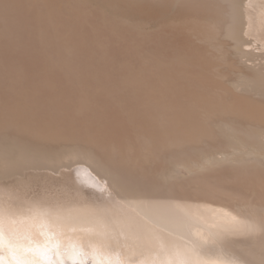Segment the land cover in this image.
Returning <instances> with one entry per match:
<instances>
[{
    "label": "bare ground",
    "instance_id": "1",
    "mask_svg": "<svg viewBox=\"0 0 264 264\" xmlns=\"http://www.w3.org/2000/svg\"><path fill=\"white\" fill-rule=\"evenodd\" d=\"M259 31L264 0H0V142L48 130L96 150L9 144L0 208L57 217L56 264H163L177 249L192 264H264V64L244 49ZM192 32L231 44L214 43L231 83ZM75 163V189L40 176Z\"/></svg>",
    "mask_w": 264,
    "mask_h": 264
},
{
    "label": "rangeland",
    "instance_id": "2",
    "mask_svg": "<svg viewBox=\"0 0 264 264\" xmlns=\"http://www.w3.org/2000/svg\"><path fill=\"white\" fill-rule=\"evenodd\" d=\"M131 1H139V0H131ZM252 10V9H251ZM251 10L249 11V12H251ZM249 12H248V14H249ZM251 14L253 15V13L251 12L250 13V16H251ZM257 14V13H256ZM261 14V13H260ZM258 15V14H257ZM262 15V14H261ZM118 16V15H117ZM119 16H121V15H119ZM118 16V17H119ZM123 17V16H122ZM119 19H122V21H123V24H125V25H129V26H134V22L136 21V20H134L133 18L131 19L132 21L134 20V22L131 24V22L132 21H128V18H126V17H124V18H120L119 17ZM125 20V21H124ZM130 20V19H129ZM130 22V23H129ZM143 22H144V24H143ZM129 23V24H128ZM136 23V22H135ZM157 22L155 21V19L153 20V19H150V20H147V18H146V20H144V21H142V25H140V23H136V25H140L141 27H143V29H142V31L144 32V33H151V32H154L156 29H157V24H156ZM263 31V30H262ZM258 32V34H256V32L254 33V34H248L247 36H246V38L248 39V40H250V43L251 44H247L246 46H244V49H246V50H249V51H252V52H255V53H257V55L260 57L259 59L260 60H257V62L256 63H258V61H260V64L262 63V64H264V32ZM251 33H253V32H251ZM263 33V34H262ZM261 34V35H260ZM190 38H191V41H192V43L194 44V45H197V46H199L202 50H203V52L207 55V56H209V58L212 60V62H213V69L215 70V71H217L218 72V75H219V77L223 80H225V81H229L230 83L233 81L232 80V77H236V73H233V70H232V72H230V74H227L228 72H227V68H226V63L222 60V58H221V56H220V50L219 49H217V48H222V46L221 45H216V44H214V43H216L217 42V40L218 39H223L224 41H226V43H224V48L226 49H228V45H231L228 41H227V39L225 38L224 39V36L223 35H220L218 38H217V40L215 41V42H212V41H209V39L206 37V36H204V34H195V33H190ZM249 37V38H248ZM263 38V39H262ZM216 45V46H215ZM233 50V48L231 47H229V50ZM259 53V54H258ZM262 56H261V55ZM239 62V64L240 65H238V66H240L241 68H247V69H249L250 67V69L249 70H251L252 69V66H255V64L253 63V62H249L248 60H246L245 58H243V59H241V60H239L238 61ZM245 64V65H244ZM243 65V66H242ZM248 65H250V66H248ZM249 67V68H248ZM232 73L233 74H235V75H233L232 76ZM226 74V75H225ZM217 75V76H218ZM229 79H231V80H229ZM46 132V134H40V136H39V139L40 140H35L33 137H31L30 135H28V134H19L18 132H14L13 130H7L6 132H3V133H5V134H3V140H2V142H0V153L2 152V150H3V152L4 151H6V150H8L10 153L11 152H13V151H16V150H13V149H11L12 147H13V145L14 144H18L17 146H18V148L20 147V148H22V147H24L25 145L26 146H28L29 145V147H30V150L32 151V150H36V151H39V150H41L40 152H42V153H46L47 155L48 154H50V155H55V154H58L59 153V156L63 153V152H65V151H67V152H69V151H73V150H75L76 148H78V149H76L77 151H80L81 152V150L83 151V152H81V153H85V154H87V153H89V152H91V151H94L95 149L92 147V146H89L88 144H85V143H82V142H78V143H74V142H69V141H61V140H57V138H54L53 137V135H51V134H49L50 132L48 131V130H46L45 131ZM44 132V133H45ZM59 132V131H58ZM46 137V138H45ZM10 139H11V141H13L14 140V143H12L11 141H10ZM6 141H10V142H6ZM6 142V143H5ZM9 144L12 146V147H10L9 148ZM24 145V146H23ZM4 146V147H3ZM73 146H75V148L73 147ZM71 147V148H70ZM8 148V149H7ZM17 148V147H16ZM67 148V149H66ZM72 148H74V149H72ZM194 148V147H193ZM192 148V151L194 150V153L191 151V153H193V154H196V152L198 151V149H200V148H198L197 149V147L196 148H194L193 149ZM11 149V150H10ZM15 149V148H14ZM72 149V150H71ZM13 150V151H12ZM201 150V149H200ZM8 151H6L8 154H10ZM62 152V153H60V152ZM96 151V150H95ZM172 149L167 153V163H166V165L164 166V167H166L165 168V170L164 169H162V170H164V171H166V172H164L163 173V179H164V176H168V177H170L171 176V173H172V171H173V166H172V162L174 161L175 162V158H176V154H175V156H173L174 155V153L172 154ZM2 152V153H3ZM58 152V153H57ZM172 156V157H171ZM219 158H221V155L219 154V156H218ZM169 158L171 159V160H169ZM174 159V160H173ZM170 162H169V161ZM78 164V165H77ZM81 166H80V165ZM84 165H82L81 163H75L74 165H72V166H69V167H67V166H65V167H63V168H61V170H60V173H59V171L57 172V171H48L47 173H46V175L42 172L41 173V177L43 178V180L45 179L46 180V182L48 181L49 182V184L51 185V186H54V187H58V188H71V189H75V185L77 186L78 185V176H76L78 173L77 172H79L78 171V168H82ZM172 167V168H171ZM168 168V169H167ZM63 171V172H62ZM45 172V171H44ZM77 173V174H76ZM169 173V174H168ZM167 174V175H166ZM183 174V173H182ZM187 173H184V175H186ZM43 175V176H42ZM48 175V176H47ZM167 177V178H168ZM172 177H170V179H171ZM48 179H50V180H48ZM51 181V182H50ZM47 182V183H48ZM4 188H9L10 186H11V182H1L0 183Z\"/></svg>",
    "mask_w": 264,
    "mask_h": 264
},
{
    "label": "snow or ice",
    "instance_id": "3",
    "mask_svg": "<svg viewBox=\"0 0 264 264\" xmlns=\"http://www.w3.org/2000/svg\"><path fill=\"white\" fill-rule=\"evenodd\" d=\"M41 218L52 221L49 227V237L45 238L43 245L34 243L32 239L33 230L43 236V231L37 227V222ZM58 221L57 217L46 212L35 211L31 217H16L10 212L0 208V264H5L2 253L7 251L9 259L7 264H56L55 257L60 254L59 243H54V225ZM29 225V229L21 234L20 226ZM26 242V243H25ZM31 254L30 259H25L23 254ZM163 264H192V261L185 258L180 250L172 253L170 260Z\"/></svg>",
    "mask_w": 264,
    "mask_h": 264
}]
</instances>
